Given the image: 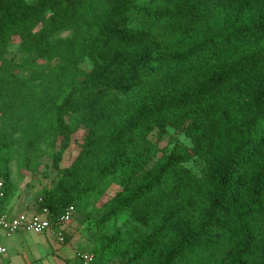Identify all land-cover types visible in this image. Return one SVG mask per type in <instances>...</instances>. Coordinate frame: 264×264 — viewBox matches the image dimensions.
<instances>
[{"label":"trees","instance_id":"16d2710c","mask_svg":"<svg viewBox=\"0 0 264 264\" xmlns=\"http://www.w3.org/2000/svg\"><path fill=\"white\" fill-rule=\"evenodd\" d=\"M81 127L35 212L55 224L120 187L88 264H264V0H0V153L26 169L47 145L57 167ZM167 129L192 148L151 165ZM193 159L217 161L210 179ZM126 211L136 224L104 234Z\"/></svg>","mask_w":264,"mask_h":264},{"label":"rangeland","instance_id":"374dc122","mask_svg":"<svg viewBox=\"0 0 264 264\" xmlns=\"http://www.w3.org/2000/svg\"><path fill=\"white\" fill-rule=\"evenodd\" d=\"M27 4H32L36 0H23ZM69 33L60 35L62 38L67 37ZM6 57L14 58L19 65L22 64L25 57L19 52V41L13 39L12 44L7 48ZM81 68L89 71L91 66L87 60L81 64ZM30 71L26 67H19V76L28 77ZM87 131L81 129L75 132L70 138V146L64 153L61 163L54 167L51 159L47 157L49 148L47 145L42 146V154L24 169L21 157L14 149L10 152L2 151L0 153V174L4 176L9 185V199L15 203L26 206V212H34L36 202L41 197L44 190H49L57 183L60 176V170L67 168L80 152V144L85 138ZM149 140L158 148V154L153 160V165L161 156H169L172 152L189 151L192 143L185 134L180 130L167 129L166 135L161 139H157V134L152 133ZM217 161L212 160L211 163L202 160L193 159L184 164L183 167L201 181L210 179L213 169ZM120 187H111L107 194L97 203H90L85 206L84 203L75 202L74 215L72 221L63 226L61 237L56 234L61 229L53 230L51 238L45 239L46 236H34L32 233L13 234L9 239H4V244L8 247H21L23 254L30 264H82L79 256L81 254H91V251L98 248L99 230L96 226L97 222L104 215L101 205L113 198L116 192L120 191ZM25 213V212H24ZM134 219L130 211H126L112 218L107 224L104 234H111L117 229H125L135 225ZM102 235V233H100ZM9 240V241H8ZM45 240L47 243H45ZM39 242V243H37ZM10 254V253H9ZM107 264H126V259L115 258Z\"/></svg>","mask_w":264,"mask_h":264},{"label":"built area","instance_id":"2783aa9c","mask_svg":"<svg viewBox=\"0 0 264 264\" xmlns=\"http://www.w3.org/2000/svg\"><path fill=\"white\" fill-rule=\"evenodd\" d=\"M4 198V181L0 177V230L8 235H13L18 232L32 233L38 236L44 234L51 235L53 230L61 229L60 232L56 234L57 237H61L63 226H66L72 221L75 211L73 206L68 207L55 224L51 223L47 209H43L41 213L35 212L29 215L22 213L11 217L4 213L2 209V202ZM4 253L5 249L0 247V254ZM92 258V253L81 254L79 256V260L82 264H88Z\"/></svg>","mask_w":264,"mask_h":264},{"label":"crops","instance_id":"0c3cea01","mask_svg":"<svg viewBox=\"0 0 264 264\" xmlns=\"http://www.w3.org/2000/svg\"><path fill=\"white\" fill-rule=\"evenodd\" d=\"M2 209H3L4 213H6L7 215H9L11 217L16 216L18 214H22L24 212H25V214H28V215L34 213L32 211L26 212V210H25L26 206H24L22 204L15 203L12 199L11 200L8 199L7 201H5V203H3V205H2ZM18 233H25V232H18ZM18 233H15V234H18ZM10 236L11 235H8L5 232L0 230V247L5 249V253L0 254V264H30V262L28 261V259L26 257H23V258L21 257V253L23 254V248H21L19 246L17 248L16 247L10 248L3 243L4 239H9ZM34 236H36V235H34ZM44 236H46L45 239L51 238L50 234L42 235V237H44ZM37 243H39V242H37ZM45 243H47L46 240H45Z\"/></svg>","mask_w":264,"mask_h":264}]
</instances>
